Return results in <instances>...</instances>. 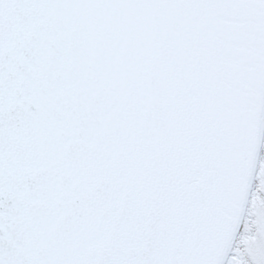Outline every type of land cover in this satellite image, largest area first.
Instances as JSON below:
<instances>
[{"label": "snow or ice", "instance_id": "6c2138e0", "mask_svg": "<svg viewBox=\"0 0 264 264\" xmlns=\"http://www.w3.org/2000/svg\"><path fill=\"white\" fill-rule=\"evenodd\" d=\"M0 264H264V0H0Z\"/></svg>", "mask_w": 264, "mask_h": 264}]
</instances>
